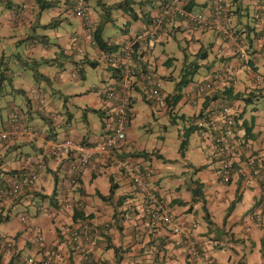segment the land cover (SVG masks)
Here are the masks:
<instances>
[{"label": "crops", "instance_id": "crops-1", "mask_svg": "<svg viewBox=\"0 0 264 264\" xmlns=\"http://www.w3.org/2000/svg\"><path fill=\"white\" fill-rule=\"evenodd\" d=\"M41 1L43 0H16L17 3H13V0H0V3H6L12 8L11 25L29 24V28H31L36 22L37 14L35 12L37 7H40L39 3ZM86 1L89 3V9L93 11L90 19L94 26L100 22L110 20L108 9L111 7L118 9L119 15L123 19V27L120 28L118 36L108 37V39L111 42L118 43L120 46L124 45L132 34L147 28L151 23L150 19L160 9L161 2H165V0H110L107 5L102 3V0H96V3H91V0ZM127 1L131 7H133V4L139 5V11H135L137 14L135 20L131 21L130 16L124 11V2L127 3ZM172 1L180 3L186 0ZM120 3L121 6H117ZM225 3L227 8L225 21L231 36L223 35L218 30H212L218 42L215 46L211 44L213 45L211 50L214 47L215 50L221 48L223 55L219 56L216 52L210 59L204 60V64H201L203 69L198 72L200 73L199 76H196L198 75L197 73L193 80L181 90V98L174 107L176 109L180 106L184 110L181 114L182 120L188 122L184 138L182 139V141H185V145L188 142L185 138L193 133L198 138H201L198 135L200 117L211 102L221 100L239 105L241 110V125L238 127L240 145L235 149H231L228 154L232 167V175L229 181L222 182L219 179L218 168L220 161L217 156L209 151L208 143L205 140L209 163H203L198 166L205 167L197 170L195 179L201 183V200L204 201L207 213V216H205L206 227L202 228L196 222L191 213L192 207L186 210L183 206L184 204L181 203L188 201L191 195L187 194L188 197L186 198L180 196L178 185H172L177 178L172 175L163 176L164 182L162 183L163 177L160 175L162 166L159 163L160 160H163L161 152L158 149H154L160 157H157V154H152L150 158L135 155L138 151H150L145 149V145L137 144L130 122L127 126L126 140L121 150H119L118 158L133 157V159H141L144 162L145 168L151 170L150 172L143 169V172L147 171L150 175L147 181L150 188L163 199L165 207L170 215L175 218V221L186 228L191 227L193 223L197 224L196 235L198 244L200 248L206 251L211 259V264H264V189L250 175V169L246 164L249 156H257L264 167V114L258 112L259 107L257 105L259 98L264 99V74L260 72L261 67L264 68V19L261 21L253 19V14L257 10L252 0H225ZM196 4H199L203 9L202 11L206 13H209L212 9V0H205V2L195 0L192 9H194ZM22 5L25 8H21ZM95 5L100 6V8L103 7L101 9L102 14L99 17L93 15V13L99 15V12L95 10ZM250 6L255 10L251 16L247 11ZM16 8L17 11H15ZM51 10H56L52 24L54 31L38 33L37 31L39 30L35 29L32 31L33 33L31 32L32 34L23 36V39L34 36L35 41L38 40L37 43L31 44V52L29 54L25 49L26 57L41 61L51 57V61L45 63L50 66L59 64V61H61V58H58L59 49L64 50L67 55L72 53V51L74 52L75 44L72 39L85 31L80 20L78 25L70 32L57 29L61 22V16L72 14L64 0H57L55 7L51 8ZM30 12L35 15L33 20L29 18L30 14H32ZM113 24H116V22L113 21ZM197 30L200 31L199 35H197ZM207 30L210 29L191 26L184 19L173 17L164 23L160 38L152 43L150 52L145 51L148 44L141 42L137 45L133 62L138 67H152L154 64L156 69L158 66H162L165 71L164 74H157L161 78L162 85L167 80L164 77L170 74L174 80L167 81H172L175 85L179 76L174 75L171 71L172 68L175 69L176 58L171 67L166 66L164 61L167 57L154 56L153 52L156 44L164 43L161 40L164 36H170L175 31H184L187 32L189 38L187 53L194 56L196 43L198 44L197 47L200 48L208 49L211 46L205 47L202 42ZM42 36L45 37L49 44L45 45L40 41ZM26 43L27 41L25 46ZM82 44L86 56L98 62L100 55H98L96 48L91 46L88 41ZM2 51L3 49H0V57L2 56ZM241 51L250 54L259 52L260 56L255 60H251V63L250 60L244 61L240 58ZM75 55L72 61L81 60L76 58ZM17 61L20 62L19 59ZM82 67L84 70V65ZM223 68L225 70L237 68V82L234 85L227 86L223 82L217 81L212 93L198 95L196 92L199 83ZM108 70L109 79L116 78L112 75V71L109 68ZM43 74L49 77L45 71H43ZM21 78L25 79L24 83L14 81L13 89L11 91L8 89L4 95L20 94L18 89L27 91L33 88L40 89L36 80L35 82H26L25 77L21 76ZM41 79L49 81V79ZM228 88H232L234 94L242 92L245 95L247 92L254 90L257 93V97L254 98L253 103L247 105L242 99L229 98L228 94H225ZM163 90L166 94L172 95L174 86L170 89L163 87ZM142 92L143 90L140 87H136L133 90L132 103L135 101L134 94L143 96ZM20 95L24 97V99L22 98L24 100L23 103L17 104L13 98V101H7L6 104L8 106L11 105L12 110L20 109L24 117L25 126L36 129L39 135L37 137H25L18 134L5 144L0 145V180L15 178L11 176L10 171L13 170H18L19 172L32 170L37 160L41 157L46 143L51 140L72 137L75 140L92 142L100 139L108 132L107 129L110 126V118L108 116L111 115V113L108 114V109L111 104L100 99L95 94V91L93 96H84L86 106L84 115L80 120L85 122L87 120L86 111L97 110L96 106H99L98 114L106 121L102 122V131L98 135L91 134L89 130L79 127L81 124L78 126L73 121L75 118L74 112L66 106L61 109L56 105L48 107L44 105L41 107L35 100H28L24 94ZM1 100H3V97H0V107L3 105ZM250 105L253 106L247 112V108ZM260 106L264 107L261 104ZM55 109L63 114L62 120H65L66 123L61 135H57L55 129L60 126L58 122H61V120L56 117L53 123V120H49L46 116L48 111ZM165 112H167L165 114H169L168 110ZM188 113L190 114L187 115ZM171 114L169 115L171 116ZM36 118L47 122L48 129L38 128L39 125ZM6 119H2L0 115V130L8 127L9 116ZM190 126H194L195 130L187 136L186 133L189 131ZM215 161H218V166L215 165ZM66 162L67 159L64 157L46 158L44 169L36 185L31 187L29 192H23L22 196L16 200H8L0 204V238L12 239L15 244L16 258L11 264H24L22 259L27 256H31L39 262L47 255L46 253H51V264H83L77 252L73 250L68 233L65 230L70 223L79 225V229L81 228L83 231H85L84 228L92 230L88 243V250L92 254V262H86L87 264H187L184 244L177 235L171 232L170 225L156 224L152 227V231L142 229V226L137 225L136 214L140 208L142 195L134 189L114 161L93 160L83 170L79 176L78 184L74 187H70L68 181L63 178L64 175L67 177L71 174L65 169ZM45 172L52 175L54 184L56 183L57 186L56 194L53 201L46 198L36 202L38 199L34 198L35 191L44 189V180L47 178ZM99 175H107L111 185L114 187L113 196L110 200H104L100 197V195H108L109 191L106 194L101 192V183L98 182ZM190 185L192 187L196 186L195 183H190ZM120 187L121 192L116 194L115 190ZM189 187L187 193L190 192ZM120 196H125L121 205L118 204ZM237 196L239 200H236L233 209L229 212V206L235 201ZM64 197L68 198L70 203L68 207H65L64 211H57V203ZM71 201L78 202L77 206H80L81 209L79 208L80 211L77 212L80 214L74 215L73 208L76 206ZM27 204H31L33 208L30 209ZM115 212L118 214L116 217L113 216ZM23 215L27 216V219L25 218L26 222L21 219ZM5 216L9 217L8 220H2ZM106 222H109L108 226H105ZM37 233L42 235L44 244L42 246L45 247H41L34 242L33 237ZM155 240L161 242L158 252H152L151 250V245ZM50 247L51 249H47ZM115 247L117 249L116 253L113 250ZM10 258L11 256H5L0 250V264H9ZM38 262L35 264H39Z\"/></svg>", "mask_w": 264, "mask_h": 264}, {"label": "built area", "instance_id": "built-area-1", "mask_svg": "<svg viewBox=\"0 0 264 264\" xmlns=\"http://www.w3.org/2000/svg\"><path fill=\"white\" fill-rule=\"evenodd\" d=\"M72 13L81 18L85 22V31L76 36L78 43L88 41L91 46L96 47L92 36V23L85 11V4L81 0H66ZM257 12L253 15V19L261 21L264 19V0H252ZM185 1L174 3L172 0H165L160 6L158 12L153 16L150 25L141 31L132 34L124 45L115 51L100 52V57L106 62L107 66L114 67L118 70L117 77L111 79L105 88H98L95 94L104 101L110 102L109 114L110 126L108 132L100 139L94 142L84 143L75 140L72 137H65L59 140H53L46 143L41 157L37 160L36 166L28 171L24 177L17 181L3 183L0 185V202L12 200L15 194L20 193L25 188H31L36 185L40 174L44 169L45 159L50 157H64L67 159L65 169L71 173L68 179L69 185L77 184L83 170L96 159L114 161L118 169L130 181L132 186L141 195L140 208L136 214L138 226L142 229L152 231V227L158 225H170L171 232L177 235L186 252L187 264H211V259L206 251L199 246L196 235L197 224L193 223L191 227L186 228L175 221L170 215L163 199L150 188L148 184L149 173L148 168L142 163L141 159H133V157L118 158L119 150L126 140L127 126L129 123L128 110H131L130 103L133 90L140 87L147 101L151 103L164 104L166 110L169 109L166 99L169 98L163 90L161 78L155 73V68H141L133 62L134 46L143 42L147 48L146 52H150L152 43L160 38L163 23L173 17H179L187 21L188 24L198 26L200 28L215 29L223 35L231 36L228 25L226 24V3L225 0H212V9L209 13L204 11H193L185 7ZM79 53L83 55L82 48ZM219 56L223 55L221 48L216 50ZM260 56L259 52L247 53L241 51L240 58L244 61L255 60ZM236 71L222 70L213 73L197 87V94L212 93L217 81L223 82L225 85H234L237 82ZM72 76H76V72H72ZM31 94L35 96L39 103L44 104V96L31 90ZM239 105L230 104L217 100L211 102L206 107L203 115L200 117V128L198 135L205 139L208 143L209 151L218 157L220 166L218 169V177L222 182L230 180L232 175L231 162L228 159L229 151L240 145L238 128L234 117L240 114ZM48 118L54 119L56 115L49 111ZM58 125V123H56ZM26 137H37L39 132L35 129H29L19 121L16 113H11L10 124L6 129L0 130V143L13 139L16 135ZM246 164L250 169V175L256 179L260 186L264 189V167L260 158L257 156H249ZM64 169V170H65ZM143 169L147 170L143 172ZM72 202V201H71ZM70 200L63 198L61 203L57 205V211H64L69 205ZM75 206L78 202H72ZM50 215V213H49ZM109 222L105 223L108 226ZM68 238L83 260L88 259V243L90 239L89 228L85 231L79 230V225L70 223L65 229ZM38 240H42V236H37ZM13 240L0 238V248L6 249V254L11 255V246ZM161 242L155 240L151 245L152 252H158ZM43 264H51V259L47 255L41 259ZM24 264H35L37 261L27 256L22 259Z\"/></svg>", "mask_w": 264, "mask_h": 264}, {"label": "rangeland", "instance_id": "rangeland-1", "mask_svg": "<svg viewBox=\"0 0 264 264\" xmlns=\"http://www.w3.org/2000/svg\"><path fill=\"white\" fill-rule=\"evenodd\" d=\"M83 1L84 0H82V2ZM198 1L205 2V0ZM94 2L96 3L97 1L91 0V3ZM13 3H17L16 0H13ZM102 3H106L108 5L110 3V0H102ZM21 8H25V6L22 5ZM102 8H100V6L95 5V10L99 12V15H96V13H93V15L99 17L102 14ZM133 9H135V11H139V5L133 4ZM193 10L202 11L203 9L199 6V4H196ZM15 11H17V8L15 9ZM247 11L250 16L255 12L252 6H250ZM92 12L93 11H91V9H88L89 15H92ZM107 12H110V20L104 24L103 37L108 38L114 37L116 35L118 36V34L120 33V28L123 27V19L121 15H119L117 8L111 7L107 10ZM11 13V7H9L6 3H0V49H3L1 53L6 56L12 55V57L10 58V64L12 65L11 68L15 70V74L13 76L14 81H25V79L21 78V75H23V77L26 78V82H35L36 79L33 76L32 69L28 67L25 68L24 66L20 65L16 57L17 55H20L21 61H25L27 59L23 36L25 37L29 34H32V31H34L35 29L39 30L37 31L38 33L54 31V27L52 26V24L56 10L52 11L51 8L42 9L40 7H37L35 12L37 14V17L35 19L36 22L31 28H29V24H21L15 26L11 25ZM30 13L32 14H30L29 18L30 20H33L35 15L33 12ZM113 21H115L116 24H113ZM78 23L79 19H77L73 14H66L65 16H61V22L59 23L57 29L70 32L73 28L78 25ZM212 30L213 29L206 31L205 38L202 41L205 47H208L211 44L215 46L218 42V39L214 36V32ZM199 34L200 31L197 30V35ZM188 39L189 38L187 32L175 31L170 36L167 35L162 37L161 40L164 43H157L155 46L153 52L154 56L159 55L163 58H176L175 69L172 68V71L170 70L174 73V75H178L179 68L182 66L185 60H195V57L192 54L189 55L187 53ZM196 45L198 46L197 43ZM197 46H195L194 48L196 52H198L200 49V47ZM215 52V47L213 50H209L208 59H210V57H212ZM76 58H80V56L76 54ZM48 61H51V57H48ZM198 62L199 64H204L205 61L198 60ZM35 67L39 72L43 73V71H45L49 75L48 82L41 78L36 80L38 83L37 86L40 87L42 94L45 98V106L48 107L51 105H56L59 109L63 108V106H66L68 109L74 112L75 118L73 121L78 126L81 124L79 127L89 130L91 134L98 135L102 131V122L106 121L103 117H100L98 112L95 113L92 110H88L86 111L87 120L83 122L80 119L84 115V108L86 106L84 96H93V92L96 89L105 88L107 84L111 81V79H109V70L106 62L101 57H99L98 64L96 65V67H93L89 64H84V78H80L78 75L77 77H72L71 72L77 70V68L69 63L63 65L52 64V66H50L42 62L40 64H36ZM152 68L154 69V64L152 65ZM202 69L203 66H201L199 72H201ZM154 70L155 73L158 75H163L165 72L162 66H158V68ZM260 72L264 74L263 67H261ZM20 73L21 75H19ZM199 74L200 73H198V75L196 76H199ZM173 86L174 84L172 83V81L166 80L163 82V87L165 89L173 88ZM6 87H9V85L7 84ZM1 97H3V100H1L3 105L2 107H0V115L2 119L7 120L6 118L10 115L12 110L11 105L8 106L6 104L7 101H13L14 98L16 103L19 104L24 102V97L23 95L14 93L13 95L7 94L2 95ZM134 97L135 101L133 103L132 109L130 110V123L132 125V131L134 132V138H136L137 144L145 145V149L150 152H152L154 149H158L161 152L163 160L159 161L162 166L160 175L162 177L172 175L177 178L176 182L172 185H178L180 190V196L182 198H186L188 197L187 194L191 195L190 199H188V201H185L186 203L184 202L183 206L186 210H189V208L192 207L191 213L194 216L196 222L202 228H205L207 221L205 217V211L203 209V200H192L191 191L187 193L188 186L191 187L190 183L192 184V181H194L197 177L196 172L198 166L203 163H209V156L206 148L205 139L198 138L196 134L193 133L185 138L188 141L187 145H185V148L183 150H180L182 139L184 138L183 136L186 130L185 128L188 126V122L182 120L181 118V114L184 110L180 106H178L176 109H174L170 116L169 114H165L167 112H165L166 107L164 104H151L145 101L141 94H134ZM35 102H38L36 98ZM257 103L259 107L258 112L264 114V107L260 106V104L264 106V99L259 98ZM252 106L253 105H250L247 108V112L250 111V107ZM96 108L97 110H100L99 106H96ZM15 110L19 117V121L25 122L21 110ZM51 111L56 115L57 119L61 120L62 122L61 123L59 121L58 123L60 124V126L55 128L57 131V135H61L63 128L66 127L65 120H62L63 114L58 112L57 109ZM189 114L190 113H188L187 115ZM36 121L39 125L38 128L48 129V123L44 122L43 119L36 118ZM28 150L30 149L28 148ZM215 162V165L218 166V161ZM142 163L144 164L143 161ZM45 175L47 178L44 180L43 192L47 195H50L54 189V181L51 174H46L45 172ZM164 177L163 180H161L162 183L164 182ZM98 179V182L101 183V192L103 194L108 193L109 188L111 186V182L109 181L108 176L99 175ZM120 192L121 187L115 190L116 194H119ZM27 206L30 207V209L33 208L31 204H27ZM5 256L9 255L5 253Z\"/></svg>", "mask_w": 264, "mask_h": 264}, {"label": "trees", "instance_id": "trees-1", "mask_svg": "<svg viewBox=\"0 0 264 264\" xmlns=\"http://www.w3.org/2000/svg\"><path fill=\"white\" fill-rule=\"evenodd\" d=\"M194 1L195 0H186L185 7L188 8V9H192V6H193ZM66 2L67 1H65V3ZM85 2L87 3L86 0H85ZM39 4H40V8H42V9L43 8H53L56 5V1L52 2V1H48V0H43ZM124 4H125L124 11L130 16L131 21L132 20H135L137 18V14L135 13V10L133 9V7H131V5L129 4L128 1H127V3L124 2ZM117 6H121V3L118 4ZM150 20H152V19H150ZM105 23H106V21H103V22L98 23L96 26H94V29H93V32H92L93 40L95 41V44H96V47L95 48L98 51V55H99V51L100 52H102V51L103 52H108V51L111 52V51H115L120 46V45H118V43L116 44L114 42L109 41L108 38H104L103 37V28H104V24ZM25 40L27 41L26 46H25V49L28 51V54H29L31 52V48H30V46H32L31 44L37 43L38 40L35 41L36 39L34 38V36H32V37L29 36L26 39H23V41H25ZM40 41L43 42V44H45V45L46 44H49L48 41L45 40V37L44 36H42V39ZM73 43L75 44V51L74 52L72 51V53H70L68 55L64 53V50H62V49H59L58 50V58H61L60 59L61 61H59V65H61V64L63 65V64H65V63L68 62L69 64H71V65H73V66H75L77 68V70H75L76 76H72V72L73 71L71 72V76L72 77H77V75H78L80 78H84V72H83L82 65L89 64V65H91L93 67H96V65L98 64V62L97 61H94V60H91L88 56H86V54L84 55L83 58H81V60H78V61L74 60V61H72L73 56L75 55V53L78 52L79 48H83V44L82 43H78V42H73ZM136 48H137V45L134 46L133 58H135L134 55H135V52H136ZM211 48H212V45L209 46L208 49H206V48H200L199 51L194 54V57H195V60L194 61L185 60L183 62L182 66L180 67V70H179V74H178L179 77L176 80L175 85H174V93L172 95L169 94L168 95L169 98L166 99L167 105L169 107V109H168L169 114H171L173 112L174 107L176 106L177 102L181 98V90L185 86H187L193 80L194 76L199 72V69L201 67V64H199L198 60H202V61L207 60V58L209 57V50H211ZM11 57H12V55L11 56H6L4 54H2V56L0 57V97L2 95H4L6 93V91H8V89H10L9 91H11L13 89V86H14L13 76L15 74V70H13L11 68L12 67V65L10 64V58ZM16 58L19 59L20 62H21V56L20 55H17ZM174 59H175L174 57H167L166 60L164 61V64L166 66H168V67H171L172 64H173ZM251 60H250V62L252 63ZM42 62L46 63V62H49V61H48V59H43L41 61V60H33V59H28L27 58L25 61H22L20 65L24 66L25 68H27V67L28 68H31L32 71H33V76H34V78L36 80H38L39 78H45L46 80H48L49 77L46 76V75H44L42 72H39L36 69V67H35L36 64H40ZM140 67L141 68H146V67H143V66H140ZM108 68L112 71V75H114V77H117L118 70L115 69L114 67H110V66H108ZM77 71H79V72H77ZM19 75H21V73ZM21 76H23V75H21ZM164 79L174 80L173 79V76L171 74L170 75H167L166 77H164ZM7 84L9 85V87H6ZM226 90L227 91H225V94L226 95L228 94V97L229 98H232V99H242L247 105L253 103L254 98L257 97V93H255L254 90H251V91L247 92L246 95L244 93H242V92H238V93H235L234 94L232 92V88H228ZM18 93L26 95L28 100H34L33 99L34 97L29 94V90L27 91L25 89H18ZM143 98H144L145 101H147L146 98H145V96H143ZM132 102H133V98H131L130 107H132V104H133ZM147 102H149V101H147ZM149 103H151V102H149ZM91 110L94 111V112H98L99 111V110H96V109H91ZM128 117H129V119L131 118L130 110H128ZM181 118H183L182 115H181ZM234 119L236 121L237 128H238L241 125V123H240V119H241L240 114L236 115L234 117ZM194 130H195V127L194 126H190L189 127V131L186 133V135L188 136ZM6 142L0 143V145L5 144ZM83 142L84 143H88L89 141H83ZM92 142H94V141H92ZM184 142L185 141H182L181 146H180V150H183L184 149V147H185V143ZM152 154H155L156 155L157 154V151L156 150H153L152 152L138 151V152H136L135 155H137V156H144L145 158H150L152 156ZM156 156L157 157H160V155H158V154ZM35 166H36V163H35L34 167ZM204 167L205 166L198 167L197 170H200V169H202ZM10 172H11V176L12 177H15L16 179L15 178H13V179H1L0 180V185L3 184V183L17 181L21 177H24L28 171L26 172L24 170V171H20L19 172L18 170H13V171H10ZM69 176L70 175H68L66 177V175H64L63 178L66 181H68ZM78 180H79V177H77V184L79 182ZM57 182L59 183V181H57ZM192 183H195L196 184L195 187H192V185H191V187H189L190 188V191L192 193V200H197L198 198L201 199V197H202V189L200 187L201 186V183H199L196 179L194 181H192ZM68 184H69V182H68ZM76 185H74V186H76ZM74 186H70V187H74ZM29 190H30V188L23 189L20 193L15 194L13 196V199L12 200H16L17 198H19V197L22 196L23 192H25V191H28L29 192ZM43 190L44 189L42 188L40 190L35 191L34 198L38 199L36 202H40V201H42V200H44L46 198L52 199V201H53L54 200V196L56 194V190H57L56 183L54 184L53 192L50 195L45 194L43 192ZM113 192H114V187L111 185L110 186V190H109V194L108 195H100V197L103 198L104 200H110L112 198V196H113ZM64 198H66V197H64ZM124 199H125V196H120L118 198V204L121 205L123 203ZM236 200H239V197L238 196L236 197L235 201H233L231 203V205L229 206V209H228L229 212L233 209V207H234V205L236 203ZM61 201L59 200L58 203H57V205H59L61 203ZM3 202H5V201H3ZM181 203L184 204V202H181ZM0 204H1V202H0ZM79 208L81 209L80 206H76V207L73 208L74 215L80 214V213L77 212V211H80ZM203 209L205 211V216H207L206 208H205V205H204V201H203ZM117 215L118 214L116 212L113 214L114 217H116ZM26 217H27L26 215H23L21 219L26 222L27 221L26 220L27 219ZM8 218H9L8 216H5L2 220H8ZM0 221H1V219H0ZM84 229L87 230L88 228H84ZM79 230L83 231L81 228ZM91 231H90V237L92 235V232ZM34 235H35V237H33V238L36 239V240H34V242L37 245L41 246V247H45V246H42V244H43V242H42L43 241V238H42V240H38V238H37V236H39L40 234L37 233V234H34ZM1 238H3V237H1ZM4 239H7V238H4ZM89 241H90V239H89ZM0 249H1V252L5 255L7 247L0 248ZM11 249H12V251H11V255H10L11 258H10L9 264H11V262L14 260V258H16V254H15L16 253V250H15V244H14V242H13V244L11 246ZM42 249H44V248H42ZM47 249H51V247L50 248H47ZM73 250H74V248H73ZM113 250L116 253V251H117L116 247ZM46 254L51 259V253L50 254L49 253H46ZM80 260H81V262H83V264H87L86 262H90V261L92 262V254L90 253V250H88V259L87 260L80 259ZM38 263L39 264H43L41 260ZM241 264H243V263H241Z\"/></svg>", "mask_w": 264, "mask_h": 264}, {"label": "clouds", "instance_id": "clouds-1", "mask_svg": "<svg viewBox=\"0 0 264 264\" xmlns=\"http://www.w3.org/2000/svg\"><path fill=\"white\" fill-rule=\"evenodd\" d=\"M66 0H64V2H65ZM82 1V0H81ZM83 3L85 4V11H86V13H87V15H88V17H89V19H90V15L88 14V9H89V7H88V4L85 2V0L83 1ZM163 2H161V4H162ZM185 3H186V1H185ZM67 6H68V3L66 2L65 3ZM68 8H69V6H68ZM69 10H70V8H69ZM193 10V9H192ZM71 11V10H70ZM194 11V10H193ZM71 13H72V11H71ZM73 14V13H72ZM74 15V14H73ZM75 16V15H74ZM76 17V16H75ZM77 19H79L82 23H83V27L85 28V22L81 19V18H79V17H76ZM177 18H179V17H177ZM90 21H91V23H92V25H93V22H92V20L90 19ZM167 21V20H166ZM165 21V22H166ZM164 22V23H165ZM164 23H163V25H164ZM191 25V24H190ZM191 26H194V25H191ZM93 28H92V32H93V29H94V25L92 26ZM163 27V26H162ZM195 27H198V26H195ZM200 28V27H199ZM201 29H206V28H201ZM213 30H215V29H213ZM161 33H162V30H161ZM78 35H80V34H78ZM77 36V35H76ZM76 36H75V38H76ZM75 38H73L72 40H73V42H77L76 41V39ZM82 50H83V55H81L79 52V50H78V52L76 53V54H78L79 56H80V59L81 58H83L84 57V55H85V51H84V49L82 48ZM31 90H34V91H36V92H39V93H41L42 94V91L40 90V89H29V94L31 95V96H33L32 94H31ZM143 93V92H142ZM43 95V94H42ZM143 96H144V94H143ZM34 98V100H35V96H33ZM39 105H42V106H44L45 105V103L44 104H41V103H39V102H37ZM228 103V102H227ZM110 108V107H109ZM132 108V107H131ZM108 111H109V109H108ZM16 113L17 114V112H16V110L15 109H13L12 111H11V113ZM49 112V111H48ZM47 112V113H48ZM241 112V111H240ZM11 113H10V115H9V124H10V118H11ZM46 113V116L48 117V114ZM49 120H52V119H50V118H48ZM21 122V121H20ZM129 122H130V120H129ZM23 125H25L23 122H21ZM53 123H54V121H53ZM9 124H8V126H9ZM129 124V123H128ZM59 127V126H58ZM7 128V127H6ZM27 128H29V127H27ZM29 129H31V128H29ZM33 130V129H32ZM36 130V129H35ZM26 137V136H25ZM240 137V136H239ZM65 138V137H64ZM62 139V138H61ZM74 139V138H73ZM55 140H59V139H55ZM51 141H53V140H51ZM81 141V140H80ZM44 150V149H43ZM42 236V235H41ZM43 238V237H42ZM37 263V262H36Z\"/></svg>", "mask_w": 264, "mask_h": 264}]
</instances>
